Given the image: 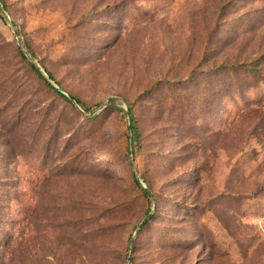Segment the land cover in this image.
Returning <instances> with one entry per match:
<instances>
[{
    "label": "rangeland",
    "instance_id": "374dc122",
    "mask_svg": "<svg viewBox=\"0 0 264 264\" xmlns=\"http://www.w3.org/2000/svg\"><path fill=\"white\" fill-rule=\"evenodd\" d=\"M0 264H264V0H0Z\"/></svg>",
    "mask_w": 264,
    "mask_h": 264
},
{
    "label": "trees",
    "instance_id": "16d2710c",
    "mask_svg": "<svg viewBox=\"0 0 264 264\" xmlns=\"http://www.w3.org/2000/svg\"><path fill=\"white\" fill-rule=\"evenodd\" d=\"M2 3V2H1ZM27 46V49H28V53L30 54L31 58L34 60L35 57H36V54L32 51L31 47L26 44ZM20 54L22 56V58L24 60H26L31 68V70L38 76V78L40 80H42L44 83H46V85L51 88L58 96H60L63 100L67 101L68 103H72V101H75V103L81 107L84 111V113H94V110L95 109H91L90 107L86 106L85 104H83L80 100L76 99L74 96L71 97V99H69L68 96L64 95L59 89H56L54 86H52V84L49 82V81H52L54 82L57 86L60 87V83L56 80V78L53 76V74H51L48 70H46L42 64L39 62V65H41V67L44 69V71L46 72V74L48 75V79L45 78V76L43 75L42 71L40 70V68H38L35 64L33 63H30L27 59V57L25 56V54L20 50ZM257 70H253V73H256ZM115 99H112L110 101V103H115ZM73 106V105H72ZM99 107V106H98ZM97 108V107H96ZM129 111H130V115H131V134H132V143L133 145H137L138 142H139V139H140V136H139V131H138V127L136 125V121L134 119V116H133V113H132V110L129 108ZM120 113L123 114V117L126 118V114H124V111L123 110H119ZM96 117V115H94V118ZM132 147V146H130ZM129 147L128 149V153L130 155L133 156V158L136 156V151L134 152V150H131ZM132 179H133V182L135 184V186L142 192V195L148 200V201H151V195L148 191H146L142 185L140 184V180H142L143 182L146 183V180L144 179V177H140V178H137V175L132 171ZM154 215H152L148 221H146L143 225H140V229H139V232L141 230H143L145 227H147L149 225V223L152 221ZM132 261V259H131Z\"/></svg>",
    "mask_w": 264,
    "mask_h": 264
},
{
    "label": "water",
    "instance_id": "95a60500",
    "mask_svg": "<svg viewBox=\"0 0 264 264\" xmlns=\"http://www.w3.org/2000/svg\"><path fill=\"white\" fill-rule=\"evenodd\" d=\"M75 102V101H74ZM126 112V116H127V119H128V123H129V128L131 129V115H130V111L129 110H126L125 111ZM146 191H148L147 189H146ZM149 192V191H148ZM150 193V192H149ZM151 216V214L149 215V217ZM148 217V218H149ZM147 218V219H148ZM147 219H145L142 223H141V225H143L146 221H147ZM140 229V228H139Z\"/></svg>",
    "mask_w": 264,
    "mask_h": 264
}]
</instances>
